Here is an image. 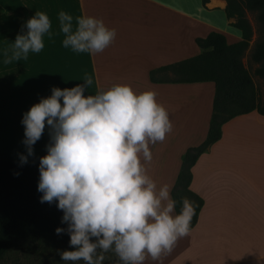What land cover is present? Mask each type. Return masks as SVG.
<instances>
[{"label":"crops","instance_id":"1","mask_svg":"<svg viewBox=\"0 0 264 264\" xmlns=\"http://www.w3.org/2000/svg\"><path fill=\"white\" fill-rule=\"evenodd\" d=\"M227 4L228 0L205 4L203 0H0V160L21 163V155L29 161L42 153L50 143V128L46 124L28 156L23 114L50 96L53 87L83 84L89 74L93 94L116 83L128 84L136 92L155 91L173 129L163 142L150 145L152 161L144 162L142 156L141 161L158 187L169 185L173 197L182 156L207 136L215 86L154 81L152 71L198 55L196 39L212 31L225 33L231 43L241 40V31L231 24L234 19L226 15ZM36 11L49 16L53 35H45L40 53L4 64V50L11 49L18 33H26V22ZM61 11L74 18H102L116 29L114 42L94 55L64 48ZM219 11L226 20L217 15ZM156 77L168 75L158 72ZM192 172L191 188L204 199L196 225L170 254L159 261L149 257L144 264H264V116L253 111L226 122L220 140L198 159Z\"/></svg>","mask_w":264,"mask_h":264},{"label":"clouds","instance_id":"2","mask_svg":"<svg viewBox=\"0 0 264 264\" xmlns=\"http://www.w3.org/2000/svg\"><path fill=\"white\" fill-rule=\"evenodd\" d=\"M58 19L62 46L75 53H101L117 35L102 18H74L61 11ZM26 28L4 50V64L40 53L45 35H53L43 11H36ZM92 84L93 77L85 74L83 84L53 87L21 121L28 156L46 124L50 128L47 154L39 160L38 191L41 203L58 202L62 222L68 225L55 230L57 235L67 231L74 249L60 252L61 259L102 264L104 253L111 251L119 264H144L149 257L159 261L189 235L195 215V205L186 197L176 213L169 185L158 187L141 161V156L152 161L150 145L163 142L173 124L153 90L136 92L116 83L85 95ZM27 159L20 156L22 164Z\"/></svg>","mask_w":264,"mask_h":264},{"label":"trees","instance_id":"3","mask_svg":"<svg viewBox=\"0 0 264 264\" xmlns=\"http://www.w3.org/2000/svg\"><path fill=\"white\" fill-rule=\"evenodd\" d=\"M206 3V0H203ZM246 10L257 11L262 24V37L256 41L252 58L262 62L256 73L264 77V0H228L225 8L231 24L241 31L242 39L231 43L221 31H212L196 39L201 48L198 55L163 66L152 71V80L173 83H208L215 86L212 114L205 140L192 146L182 156L181 169L173 190L180 212L182 197L195 205L191 229L197 223L204 199L191 188L192 169L198 159L222 137L223 125L230 119L257 111L264 116V98L258 94L252 75L244 63V56L253 36ZM166 72V79H157L156 73ZM47 151L27 163L0 160V260L21 239L43 238L51 241H70L67 231L56 234V228L67 229L62 222L63 212L57 201L41 203L38 191L39 160Z\"/></svg>","mask_w":264,"mask_h":264},{"label":"rangeland","instance_id":"4","mask_svg":"<svg viewBox=\"0 0 264 264\" xmlns=\"http://www.w3.org/2000/svg\"><path fill=\"white\" fill-rule=\"evenodd\" d=\"M217 15H219L222 20H226V16L224 15V13H221V11H219ZM246 16L251 22L253 29V36L250 41V47L246 51L243 60L252 75L254 84L258 90V94L260 95L261 98H264V77L256 73V69L262 66V62H258L254 60L251 56L256 41L262 37V24L258 19L257 11L246 10ZM73 71L74 73H76L77 71L76 68H74ZM208 84L213 85V83H208ZM87 91L89 94H93L94 92L93 84L91 85V87L87 89ZM204 93L207 94V92ZM46 151L47 148L42 153ZM40 154H35L32 157H30V159ZM181 162H182V158H181ZM64 250H74V249L68 242L51 241L43 238H24L18 241L9 250L6 256L2 260H0V264H84L83 261L64 262L60 256V252ZM104 255L106 258L102 262V264H119L118 258L116 257L114 252L110 251L104 253Z\"/></svg>","mask_w":264,"mask_h":264}]
</instances>
